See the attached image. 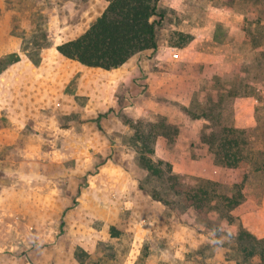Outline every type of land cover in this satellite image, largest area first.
Here are the masks:
<instances>
[{
	"label": "rangeland",
	"instance_id": "374dc122",
	"mask_svg": "<svg viewBox=\"0 0 264 264\" xmlns=\"http://www.w3.org/2000/svg\"><path fill=\"white\" fill-rule=\"evenodd\" d=\"M108 1L0 0V71L23 57L38 64L42 52L81 35ZM158 1L159 42L175 32L173 19L198 32L203 16L222 20L236 47L225 73L202 89L193 85L181 87L183 94L158 95L174 103L179 116L174 110L169 117L145 116L134 108L148 98L146 86L135 82L138 74L130 67L125 91L132 104L125 91L118 92L116 104L101 115L103 126L116 132L106 139L118 145L101 153L89 150L84 158L72 152L71 171L47 163L54 152L22 142L6 145L4 130L15 126L6 127L1 117L0 264H255L234 250L244 233L264 240V170L256 167L264 162L257 153L264 150V128L256 123L258 118L264 123V0ZM212 98L221 125L242 132L247 153L241 158L251 165L238 205L200 215L185 207L182 192L232 178L202 142L210 129L200 115ZM149 162L168 174L150 177L144 167ZM169 176L180 177L178 186Z\"/></svg>",
	"mask_w": 264,
	"mask_h": 264
},
{
	"label": "crops",
	"instance_id": "0c3cea01",
	"mask_svg": "<svg viewBox=\"0 0 264 264\" xmlns=\"http://www.w3.org/2000/svg\"><path fill=\"white\" fill-rule=\"evenodd\" d=\"M176 22L173 19L170 23L175 32L168 40H156L155 50L131 57L118 69L85 67L59 55L55 45L40 54L38 64L23 57L6 66L0 71V118L7 121L6 127L15 126L13 130H4L6 145L22 142L33 144V150L41 153L54 152L47 163L63 167L64 171H71L69 167L76 156L84 158L89 150L101 153L115 148L118 144L116 141L110 144L106 134L116 132L103 126L106 120L101 115L116 104L118 92L127 90L126 70L133 66L131 73L138 74L135 82L146 86L148 96L135 111L138 108L145 116L169 117L174 110L179 116L175 104L160 100L158 95L183 94V87L193 85L198 89L207 87L212 78L225 73L226 63L231 60L226 58L232 57L236 47L227 26L221 27L222 20L215 17L200 18L199 32L194 28L183 29ZM173 36L179 40L178 44ZM172 53H176V59L171 57ZM31 83L33 92L29 90ZM123 94L127 103L132 104L133 97H128L126 91ZM72 152L80 154L75 156Z\"/></svg>",
	"mask_w": 264,
	"mask_h": 264
},
{
	"label": "trees",
	"instance_id": "16d2710c",
	"mask_svg": "<svg viewBox=\"0 0 264 264\" xmlns=\"http://www.w3.org/2000/svg\"><path fill=\"white\" fill-rule=\"evenodd\" d=\"M158 2V0H109L101 15L81 35L57 45L56 51L62 57L85 67L105 71L118 69L131 57L156 49V29L162 19V15L158 13ZM208 103L207 113L200 115V118L208 123L204 128L210 129V133L203 134L202 142L214 156L216 165L222 172L232 174V178L221 176L219 183L204 181L201 186L182 192L185 207L197 209L200 215L203 210L223 214L224 210H231L238 205L244 190H248L246 181L251 165L241 158L243 153H247L240 145L239 135L242 132L230 125L222 126L219 117L213 112L216 109L214 98ZM256 123L258 129L264 128L261 119L258 118ZM261 135L264 138V130H261ZM257 153L264 154V150ZM144 167L150 177L162 179L163 175L168 174L163 172L161 166L150 162ZM256 167L264 170V162L257 164ZM179 179V176H169L168 181L175 187L178 186ZM221 187L228 188V193H220L218 190ZM243 235L244 237L239 239L240 242H236L234 253L241 254L244 262L254 258L255 264H264V240L258 241L245 233Z\"/></svg>",
	"mask_w": 264,
	"mask_h": 264
},
{
	"label": "built area",
	"instance_id": "2783aa9c",
	"mask_svg": "<svg viewBox=\"0 0 264 264\" xmlns=\"http://www.w3.org/2000/svg\"><path fill=\"white\" fill-rule=\"evenodd\" d=\"M171 57H172L173 59H176V58H177L176 53H172V54H171Z\"/></svg>",
	"mask_w": 264,
	"mask_h": 264
}]
</instances>
